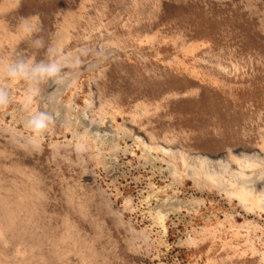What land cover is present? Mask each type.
I'll return each mask as SVG.
<instances>
[{"label":"rangeland","instance_id":"rangeland-1","mask_svg":"<svg viewBox=\"0 0 264 264\" xmlns=\"http://www.w3.org/2000/svg\"><path fill=\"white\" fill-rule=\"evenodd\" d=\"M49 46L0 72V264H264V0H0V65Z\"/></svg>","mask_w":264,"mask_h":264},{"label":"clouds","instance_id":"clouds-1","mask_svg":"<svg viewBox=\"0 0 264 264\" xmlns=\"http://www.w3.org/2000/svg\"><path fill=\"white\" fill-rule=\"evenodd\" d=\"M21 30L31 37L33 34L41 31L39 25L24 20L21 23ZM31 44L36 48L44 47L43 37H36L31 40ZM58 50L49 46L47 49L48 58L40 61L29 57L18 56L13 60L0 65V72L3 73L9 81L22 80L29 84V91L36 95L40 93V85L48 82L64 83L68 73L66 68H72L69 64L58 56ZM8 89L0 87V107L10 104ZM30 102V101H29ZM27 104L24 111H27ZM56 116L52 111H27V115L22 120L24 129L31 134L30 139L35 142L41 140L49 131L50 126L55 123Z\"/></svg>","mask_w":264,"mask_h":264},{"label":"bare ground","instance_id":"bare-ground-1","mask_svg":"<svg viewBox=\"0 0 264 264\" xmlns=\"http://www.w3.org/2000/svg\"><path fill=\"white\" fill-rule=\"evenodd\" d=\"M160 220H162V217H161V219Z\"/></svg>","mask_w":264,"mask_h":264}]
</instances>
